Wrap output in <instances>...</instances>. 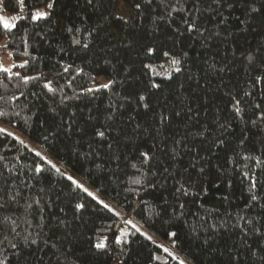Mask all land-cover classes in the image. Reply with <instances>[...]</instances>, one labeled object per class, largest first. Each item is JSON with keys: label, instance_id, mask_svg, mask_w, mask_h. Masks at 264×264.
I'll return each mask as SVG.
<instances>
[{"label": "trees", "instance_id": "16d2710c", "mask_svg": "<svg viewBox=\"0 0 264 264\" xmlns=\"http://www.w3.org/2000/svg\"><path fill=\"white\" fill-rule=\"evenodd\" d=\"M137 2L142 0H99L93 6L86 0H59L50 19L38 27L22 18L12 33L0 29V43L8 45L12 64L28 62L12 68L11 79L0 73V123L120 210L109 212L6 131L0 133V203L5 205L0 216H11L20 233L9 237L22 241L31 233L29 239H38L39 246L19 250L28 264H179L123 217L129 215L165 242L176 233L175 251L194 264H264L259 259L262 237L248 231L241 219L264 231V166L243 159L264 160V121L251 123L258 111L254 105L264 108V82H253L264 71V0H224L221 7L201 0L199 12L192 7L194 0H169L164 9L154 0L141 12L134 8ZM122 5L129 10V17L123 16L128 23L114 18ZM2 7L9 14L19 10L15 0H4ZM252 7L259 11L251 12ZM22 15L27 17V11ZM194 17L196 31L188 32L184 20ZM69 24L79 29L76 39L89 43L87 50L72 42L73 34L65 31ZM25 41L28 56L23 55ZM148 45L157 49L152 57L145 54ZM164 51L181 59L179 73ZM249 56L255 57L251 65ZM149 62L155 71L144 67ZM77 67L84 69L82 75H76ZM17 72H42L58 91L53 96L34 81L25 85ZM91 76L95 85L113 79L112 88L85 92L93 86ZM150 81L160 88L152 89ZM141 94L148 110L137 104ZM233 97L241 100L240 117L234 115ZM110 114L113 119L101 129V139L94 127ZM161 114L169 116L164 123ZM141 151L153 157L149 163H142ZM246 173L255 174L256 189L250 190ZM181 186L187 194L178 190ZM17 191L16 201H9ZM76 203L85 205L82 212H74ZM101 241L106 247L97 250L94 244ZM7 255L9 264H23L11 250Z\"/></svg>", "mask_w": 264, "mask_h": 264}, {"label": "snow or ice", "instance_id": "6c2138e0", "mask_svg": "<svg viewBox=\"0 0 264 264\" xmlns=\"http://www.w3.org/2000/svg\"><path fill=\"white\" fill-rule=\"evenodd\" d=\"M108 2L112 3V0H108ZM153 2L154 0H142V2L135 3L134 8L137 12H141L144 6H151ZM155 2L158 4V6L164 9L168 5L169 0H155ZM3 3H4V0H0V29H2L4 33L10 34L12 33V30L16 28L15 22L18 19L27 18L29 19L31 23H33L37 27L39 26V22L48 21L50 17L52 16V14L54 13L55 8L57 4L59 3V0H28V5L25 4V0H15V3L18 5L19 10L16 14L12 15L11 18H6V16L2 14L6 11L2 7ZM98 3H99V0H86V4L89 6H93L94 4H98ZM177 3H180V0H177ZM200 3H201V0H194V3L192 4V7L197 12L200 11V8L198 6ZM212 3L217 5L218 7H221L223 6L224 0H212ZM176 10L177 9L175 8V6H172V11H176ZM250 10L253 13L259 11V9L255 7H252ZM26 11H27V17H24L22 14L25 13ZM166 14L170 15V12H167ZM114 18L117 20H123L124 23H128L127 20H124L122 15H116ZM104 19L107 20L108 17L105 16ZM157 19L163 20V17H158ZM195 19L197 18L194 17L192 22H189L188 20H184V23L187 24L186 31L188 32L196 31ZM99 26L101 28L103 27V25H99ZM65 31L69 34H73L72 42L75 45H78L84 50H87L89 48V43L82 44L79 39L75 38V33L78 32L79 29L76 28L74 24L66 25ZM94 34H95V29L89 31L88 33L89 36H92ZM43 38L44 37L42 36L41 39ZM7 46H8L7 44L2 45V47L4 48H7ZM27 47H28L27 42L25 41V51L23 53V55L25 56L29 55L27 51ZM144 51L147 56L152 57L156 54L157 49L152 45H148L145 47ZM162 55L164 57L169 58V63L173 66V69L175 72L179 73L182 70L180 67L181 59L177 58L175 54H172L168 51H164ZM248 60H249V64L251 65L252 63H254L255 57L249 56ZM27 63H28L27 61H25L23 64H20V65H16L15 63H13L10 67H4L3 65H0V73L7 74V78L11 79L13 75L12 68H15V67L23 68L26 66ZM70 67L71 65L64 67L63 72H68ZM144 67L151 69V63L149 62L145 64ZM151 70L155 71L154 69H151ZM220 71H223V68H221ZM83 73H84V69L82 67H77L76 75L79 76V75H82ZM15 76L20 77V80L25 85L33 81L36 82L42 87L43 90H46L47 94H52L54 96L58 91V88L53 87V80H46L45 82V77L42 72L34 76H28V75L20 76V73L17 72L15 73ZM73 79H75V76L73 77ZM90 79L93 81V86L84 88V91L87 93H96V92H99L101 89L109 90L112 88L113 83H114V80L110 78L106 83L102 85H95L96 77L91 76ZM167 79H171V76H168ZM253 82L254 83L264 82V71H260L259 74L254 77ZM69 86H71V81L69 82ZM150 87L152 89H159L160 84L150 81ZM81 94H78V95H81ZM33 95H36V93H33ZM251 95L252 93L250 92H244V96H251ZM3 99L4 97L0 96V100H3ZM12 99H18V97H13ZM146 101H147V97L145 95L143 94L138 95L137 104L142 105L145 110H148L150 108V105ZM233 101H234V104H233L234 115L237 117H240L242 115V109L240 108L241 100L233 97ZM62 103H63V100H62ZM254 108L258 111L255 113L256 119H253L251 121L253 125L257 123V120L264 121V108H262V105L260 103H256L254 105ZM3 115L4 113L0 111V116H3ZM176 115L178 116L180 115V113L177 112ZM90 119H94V118L90 117ZM112 119H113V115L110 114L107 116V120L104 122V124H97L94 127V132L97 137L101 139L105 138V131L101 129L109 128L110 126L108 125L107 121H111ZM160 119H161V123H164L169 119V116L165 114H161ZM221 127H223V125H221ZM5 132H6V129H4L3 127H0V133H5ZM7 135L12 136L13 134L7 133ZM20 143L23 144V141H20ZM109 147H111V145H109ZM35 155L40 156V152H36ZM139 155L143 158L142 163H149L153 158L147 151H141ZM0 159H3V158L0 157ZM41 159L45 160V163H50L44 157H41ZM243 159L244 160L254 159L255 165L264 166V160L260 159L259 157L253 158L251 156H244ZM51 167L55 168V165H51ZM34 171L37 174H40L42 173L43 169L40 167H36ZM56 171H59V169H56ZM0 175H2V173H0ZM245 178L250 179V186H249L250 190H254L257 188V179L255 178V174L249 177L248 174L246 173ZM67 179L71 182V184L76 185L77 188H82V186L79 183H77V181L73 177L69 176L67 177ZM83 190L87 191L86 189H83ZM178 190L183 191L184 194H187V189L183 188V186H181V189H178ZM88 195L91 196L92 194L89 192ZM18 196H20L19 191H17L14 195L10 194L8 196V199L11 202H15ZM2 198L3 197H0V199ZM93 199H95V197H93ZM251 199L255 201L257 199V196L253 194L251 196ZM34 203L39 205L40 201L36 200L34 201ZM4 207L5 205L0 203V209H3ZM103 207L106 208L109 212H113V209L110 208L107 204H103ZM181 207L183 206L181 205ZM31 208H32V204H28L27 209H31ZM84 208H85V205L83 203H76L74 205V212H82ZM61 211H63V209H61ZM113 214H116V213L113 212ZM241 219L245 220V224L248 226V231L253 232L257 237H262L259 247H260V251L264 253V231H262L261 228L256 227L252 220L246 219L244 217H241ZM5 227L7 228V232H5ZM211 227H212V231L216 230L215 225H212ZM234 227H240V225L237 224V225H234ZM17 228H18V225L16 221L12 219L11 216H8V215L0 216V264H9L8 255H7L9 250H11V252L15 256H17L19 259H22L23 264H28L27 259L23 257L22 252L19 250L21 248L30 249L32 246H39V241L37 238L32 237L29 239V236H31V233H28V235L25 236L22 241H15L14 239H10L9 233L12 234L13 236H20V233L17 231ZM248 231H244L245 237L248 235ZM175 235L176 233H169L170 237H175ZM37 236H39V233H37ZM207 242L208 240L206 238L205 243ZM45 243H47V241H45ZM116 243L118 244L121 243V240L117 238ZM53 247L55 248L56 246L53 245ZM94 247L97 250H103L105 249L106 244L103 241H101V242L95 243ZM249 247L251 246L249 245ZM169 255H171V253H169ZM253 255L255 256V252L253 253ZM172 258L177 259V257H174V256ZM233 259L236 260V259H239V257H234ZM259 259L264 260V255H261ZM179 264H185V261L180 260Z\"/></svg>", "mask_w": 264, "mask_h": 264}, {"label": "rangeland", "instance_id": "374dc122", "mask_svg": "<svg viewBox=\"0 0 264 264\" xmlns=\"http://www.w3.org/2000/svg\"><path fill=\"white\" fill-rule=\"evenodd\" d=\"M2 14H4L6 16V18H11V16L14 15V14L6 13V12H4ZM119 14L122 15V16L129 15V10L125 6L122 5L120 7V9H119ZM128 17L126 16L124 18H128ZM2 45H4V43H0V65H3L4 67H10L12 65L11 55L9 54L8 49L2 47ZM0 127H3L4 129H6L7 132L12 133L13 135L18 136L27 145H29L32 148H34L37 152H40V155L42 157H44L47 161H49L51 165H55V168H57V169H59V171H62L63 173H65L67 176L73 177L77 181V183H79L81 186H83L88 192H90L99 201H101L104 204H107L114 211L120 212V210L115 206V204L112 203L108 198H106L100 191H98L97 189L89 186L88 184H84L83 181L79 177H77L76 175H73L71 172H69L65 168V166H63L60 162H58L57 160L53 159L51 156H49L41 148L35 147L34 144L31 143L28 139H26V137L24 135L20 134L14 128H12L10 126H7V125H4V124H1V123H0ZM123 217L124 218L127 217L126 220H129L132 224H134L136 226V228L139 230V232L145 234L149 238H152L153 240H155L158 243H160L169 253H171V256L172 257L173 256L174 257H177V259H175V260H178V261L184 260L185 261V264H194L189 259H187L185 256H183V255H181V254H179L178 252L175 251V248H174V238L173 237L171 238L170 241L165 242L163 240L158 239L156 236H154L150 231H148L143 226H140L137 223H135L133 221L132 217H130L129 215H123Z\"/></svg>", "mask_w": 264, "mask_h": 264}]
</instances>
